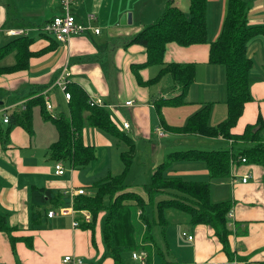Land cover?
<instances>
[{"label": "crops", "instance_id": "1", "mask_svg": "<svg viewBox=\"0 0 264 264\" xmlns=\"http://www.w3.org/2000/svg\"><path fill=\"white\" fill-rule=\"evenodd\" d=\"M167 1L76 0L72 5L76 18L99 27L100 32L77 34L67 42L56 41L41 29L37 30L35 25L25 26L29 31L36 30L32 35L27 33L33 39L28 45L32 54L27 66L25 69L12 70L0 75V86L17 89L25 83V97L9 104L8 114L23 108L27 101L34 99V93H42L46 89H49V93L53 90L59 91L50 86L61 67L67 64L71 79L82 87L88 98L102 97L107 104L103 108L108 110L110 117L122 129L123 122H129V127L124 128L127 131L124 129L123 131L130 139L121 140L86 121L81 130L82 139L85 144L93 145L96 153L93 160L99 158L96 147L103 148L101 156L104 157L102 160L105 166L99 171L90 161L84 166L70 165V173L65 170L59 175L55 173L56 160L49 153L50 146L57 140L59 132L54 120L43 115L40 102L32 107L30 130L19 123H12L10 126L9 122H4L5 110L1 108L0 129L2 131H6L8 127L9 129L5 141L0 132V215L5 216L10 228L6 230L0 227V264H66L63 259L68 254L80 256L86 264H113L114 260L103 235L105 214L101 212L97 221L87 228L81 224L73 225L75 218L81 223V219H78L81 216L79 213L64 215L57 213L49 216L48 211L58 209L62 201L47 198L44 189H54L63 193L69 187L84 186L80 183L81 168H88L85 174L88 177L85 178L94 179V182L109 173H120L124 167L121 155L128 150L130 142L134 145L135 152L128 176L135 168H141V173L148 179L146 183L150 182L153 171L168 152L198 147L212 150L215 149L213 147L226 142L228 149L232 148L235 153L233 143H229L221 136L180 133L169 129L184 125L194 112L208 102L211 103L210 125H216L227 117L226 70L222 64L209 61V51L210 42L216 40L221 32L228 0H207V41L188 45L175 41L168 42L163 61L147 63L146 48L131 40L136 33L162 14ZM171 1L180 6L185 15L187 14L183 9L190 6V0ZM245 1L248 5V25L264 27V0ZM8 9L9 4L6 0H0V43H3L2 39H6L3 44L12 39L6 34L8 29L24 28L17 16L15 20L10 16ZM60 12L61 5L58 0H46V7L44 0H30L23 11L25 19L29 21L43 19V24ZM20 13L19 10L17 14ZM128 13H131V22L127 20L122 22L123 15ZM135 13L139 14L136 23L134 17L132 18ZM90 15H93L92 19L89 18ZM11 52H14L16 60L15 51ZM247 54L252 60L249 74L252 99L245 103L242 114L231 129L233 133H242L247 125L255 124L259 117L264 120V32L250 39ZM15 60L0 67L13 65ZM172 62L193 63L195 78L181 104H165L159 110L154 99L159 96L165 97L161 84L165 82L164 84L168 86L170 79L167 75H170L172 80L171 92L174 85L171 73H162L160 76L159 73L164 63ZM127 100H132V103L126 105L124 102ZM61 102L66 104L69 117V99L60 92L57 93L55 103L60 105ZM35 107L39 110H34ZM61 107L62 105L57 108L60 114L56 113L55 117L64 114ZM54 109L55 106L48 113L53 114ZM4 124H7L6 129ZM160 128L162 134L158 133ZM154 136L158 139L166 138V141L172 140L170 148H163L159 153H155L159 147L152 140ZM115 137L124 145L116 143ZM160 144L164 147L163 143ZM169 167L168 171L166 172V169L164 172L165 176L209 181L212 201H232V215L228 214L227 217L231 234L226 248L212 226L192 224L188 217L187 219L178 217L180 226L192 231V234H188L192 235V238L186 241L177 235L176 246L179 247V252H173V249L168 247L167 254H170L173 260L162 261L167 264H262L264 168L258 164H240V168H234L230 176L212 178L209 176L207 163L202 160L174 161ZM246 173H250V178L244 183L241 176ZM128 176L126 175L125 180ZM234 176L236 180H233ZM127 185L130 187V184ZM36 191H40L41 199L35 201L33 194ZM140 194L146 201L148 200L145 190ZM155 199L162 198L157 199L156 195ZM134 211L135 216V208ZM149 215L154 216V212H149ZM134 221L137 239L141 241L146 223L138 219L137 215ZM153 236L155 237L154 233ZM154 244H151L152 248ZM160 250L156 248V253L163 255ZM159 263L148 261L147 264Z\"/></svg>", "mask_w": 264, "mask_h": 264}, {"label": "trees", "instance_id": "2", "mask_svg": "<svg viewBox=\"0 0 264 264\" xmlns=\"http://www.w3.org/2000/svg\"><path fill=\"white\" fill-rule=\"evenodd\" d=\"M207 0H190L189 17L168 0L162 14L153 22L146 25L136 33L131 42L143 45L147 52V63L162 62L165 47L168 42L175 41L184 45L207 41ZM248 5L245 0H228L227 13L223 21L218 38L210 42L209 61L222 64L226 70L227 81V117L216 125L209 124L211 103L204 104L194 112L182 126L169 129L174 132L188 134H202L210 137H223L226 140L250 141L257 143L244 145L234 153L233 149L220 148L205 150L189 148L168 152L164 160L155 168L149 183L144 184L147 201L136 190L130 189L125 183L131 162L134 157V145L122 152L124 168L118 174H107L92 184L93 193L86 191L74 199L76 209H87L91 212L92 220L86 223L81 216L78 219L84 227H91L97 221L101 212L104 215L103 235L113 264H125L122 253L127 248H151L154 244L153 226L159 225L165 233L170 220L167 216L169 210H178L185 213L192 224H207L212 226L215 234L224 247H228L231 230L228 228V214L232 210V201H212L209 181L185 180L179 176H165L166 168L174 161L202 160L207 163L209 176L212 178H225L230 176V161L244 157V163L258 164L264 168V120L259 117L255 124L246 126L242 133H233L232 127L237 123L243 112L245 103L252 99L250 92L249 74L252 60L247 54V46L253 37L264 32L262 26H249L247 19ZM12 39L0 46V59L11 51H15L16 60L13 65L0 67V75L12 70L25 69L32 52L28 45L33 41L27 34L11 36ZM171 73L174 79L173 90H178L168 97L159 96L154 99L160 110L165 104L178 105L183 102L189 85L195 78V65L193 63H164L160 74ZM159 78V77H158ZM158 78H155L158 79ZM70 98L68 102L69 117L61 114L55 117L48 113L41 93H34V99L27 101L25 107L16 109L9 114V123H19L28 130L31 129L32 107L40 102L43 115L52 118L58 129L59 136L49 149V153L56 161L68 162L71 166H84L96 157L93 145L85 144L81 130L87 121L119 139L129 140V136L110 117L107 109L90 106L88 96L81 86L72 82L69 85ZM259 126L257 130H253ZM9 127L2 133L6 136ZM129 138V139H128ZM47 198H57L64 205L70 201L69 197L54 189H44ZM160 192H167V198L156 200ZM40 191L33 194V199H41ZM148 205H154V216L150 217ZM134 208L141 214V220L146 223V229L141 241L136 236L134 221ZM140 218V217H139ZM0 227L9 230L5 216L0 215ZM147 250V249H146ZM148 251V250H147ZM161 251V250H160ZM148 256L146 262L148 263ZM159 264H167L162 261ZM200 264V263H175ZM264 264V261L262 262Z\"/></svg>", "mask_w": 264, "mask_h": 264}, {"label": "rangeland", "instance_id": "3", "mask_svg": "<svg viewBox=\"0 0 264 264\" xmlns=\"http://www.w3.org/2000/svg\"><path fill=\"white\" fill-rule=\"evenodd\" d=\"M39 1H41V0H39ZM47 1H49V0H47ZM6 2L9 4V9L8 10L10 12V16H12L14 18V20H15V16H17L18 20H20V23H21L20 25L24 26V28H25V26L35 25V26H37V30H40V28H41V26L43 24L42 23L43 19L41 21H29V20L25 19V13H23V11H25V6L28 5L30 0H6ZM188 6H187L186 9H183V10L187 13L186 15L189 17V11H188L189 8H188ZM44 7H46V0H44ZM19 10L21 11V13L17 14ZM138 17H139V14L135 13L134 15H132V18L134 19L135 23L138 20ZM134 21H133V23H134ZM20 25H18V26H20ZM35 32H36L35 29H31L30 31L28 30L29 35H32ZM86 32H88V31H86ZM86 32H84V33H86ZM0 39H1V37H0ZM2 40H3V43H4L6 39H2ZM0 42H1V40H0ZM3 43H0V46ZM14 60H15L14 52H11V53L7 54L3 59L0 60V65L10 64ZM167 77H168V79H170L168 86H166V84H164L165 82H162L161 85H163L162 86V91L164 92L163 95L170 96V95L176 94L178 92V90H173V92L170 91L171 90L170 86L172 85V80H171V76L170 75H167ZM55 91H57L58 94L60 93L58 90H53L52 92H50L51 102L55 106L53 114L54 115L56 113L60 114V110L58 111L57 108L60 107V105H62L61 110L63 111L64 115L67 116L68 115V108H67L66 104L63 103V102H61L60 105L55 103V99L57 97V93ZM22 97H25V83L22 86H20L19 88H17V89H13L11 87L0 86V109L1 108H3V110L7 109L8 107H10L9 104H11L12 102H16L17 99L22 98ZM38 107H35L34 110L35 109L39 110ZM0 116L2 117L1 110H0ZM4 125H5L4 129H6L7 124H4ZM124 130L127 131L126 129H124ZM169 135H171V134H169ZM5 137L6 136H4V141H5ZM152 140L159 147L158 151L155 152V153H159L163 148L169 149L170 148L169 146L173 142L172 140H167L166 141V138L165 139H161V138L158 139V137H156V136L152 137ZM190 141L194 142V140H188V142H190ZM228 142H229V140H228ZM116 143H120V146L124 145V144H122V141L119 140L118 138H116ZM160 143H163L164 147L161 146ZM232 143L234 145L235 155H236V153L238 152L239 148H241L244 145L255 144V143H257V140L256 139L252 140V142L245 141V140H243V141L234 140ZM193 144H195V143H193ZM184 148H186V147H184ZM198 148L202 149L200 147H198ZM204 148H206V147H204ZM213 148H215V149L222 148L223 149V148H228V146H227L226 142H223V145H217L216 147H213ZM96 149H98V151H99V158H97L96 160H92V162H93V165L97 167V170L100 171L105 166V164H104V162L102 160V158H104V157L101 156L103 148L96 147ZM178 150H184V149H178ZM240 164H245L246 165V163H244L243 161H241L240 159H237L235 157V160L233 159V160L230 161L231 170L234 169V168H240ZM90 165H92V164H90ZM64 167H65V170L67 171V173L71 172V167H70V164L68 162H64ZM87 169L88 168H81L80 169L81 170V174H80L81 182L80 183L85 186V189L89 193H93L92 184L94 182V179L85 178V177H88V176H85V174L88 172ZM168 169L166 170V172L168 171ZM130 170H131V167L129 168L128 174H129ZM128 174H127V176H128ZM102 176H100V177H102ZM147 180L148 179H147L146 175H144V173H141V168H135V170H133L132 174L129 175L126 178L125 182H127V184H130V187H129L130 189L132 188L133 190H136V191H138L140 193H144L143 184H146ZM168 196L169 195L167 193L160 192V193L157 194V199H159V198H167ZM147 210L150 213H152V212H154V207L152 205H148L147 206ZM136 215H137L138 219H140V220L142 219L141 218V214L140 215L137 214V210H136ZM136 215L134 216V218H136ZM181 216L185 217L187 219V215L185 213H182V212H180L178 210H169L168 211V217L170 219V224L166 228L167 231H165V233H163L162 232V228L159 225H155L153 227V233L155 234V237H154L155 238L154 248H152V247L150 248V247L146 246V248H144V249H143V247H140L138 249H135V251H137V253H140L142 250L146 251L147 253L149 251L150 254H149L148 260H149V262L151 261V263H152V261L156 262V263H159L163 259L165 261H172L173 257L170 254H167L168 253L167 251H169L168 247L172 248L173 252H179V247L176 246V238L179 236L182 240L188 241V239H190V238H188L187 235L188 234H192V231L189 228L184 229V227L180 226V221H179L178 217H181ZM190 226L194 227L192 224H190ZM184 231L187 232L186 235L183 234ZM156 248H160L161 251L163 252V255L157 254L156 253ZM133 251L134 250H132V248H127V249L124 250L123 259H124L125 263L126 264H143L139 260H135V259L132 258V252ZM144 264H147V263L145 262Z\"/></svg>", "mask_w": 264, "mask_h": 264}, {"label": "built area", "instance_id": "4", "mask_svg": "<svg viewBox=\"0 0 264 264\" xmlns=\"http://www.w3.org/2000/svg\"><path fill=\"white\" fill-rule=\"evenodd\" d=\"M61 5V12L59 14L54 15L49 20H47L42 26L41 31L45 34L50 35L53 37L56 41L61 42H67L69 38H71L73 35L81 34L86 31L88 32H94L99 33L100 29L97 26H94L92 23H85L82 21H79L75 14L72 11V5L76 0H58ZM90 19L93 18V15L89 16ZM28 29L27 28H10L6 31V34L9 36H19L23 34H27ZM73 82L71 79V73L69 72V68L67 64L61 67L58 75L53 80L50 88H56L59 89V91L64 95L65 98L69 99L71 94L69 90V85ZM42 97L44 99L45 107L46 109L51 112L53 110L54 104L51 102V97L49 93V89H46L42 93ZM88 103L90 106H98V107H104L106 106L105 100L100 96H89ZM126 105H129L132 103V100H127L124 102ZM25 106H23L24 108ZM9 108V107H8ZM7 108V109H8ZM5 109L4 115H3V121L8 122L9 121V114L8 110ZM54 115V114H53ZM123 127L128 128L129 122L124 121ZM158 133L162 134L161 128L158 129ZM233 140H229V143H232ZM246 159L243 157L242 161L244 162ZM55 173L56 174H63L65 172L64 163L61 160L55 161ZM250 178V173H246L245 175L241 176V181L246 183ZM233 180H236V176L233 177ZM86 193V189L84 186L80 187H69L63 191V194L68 196L70 201L65 204L61 205L58 209H51L48 211V215L52 216L54 214H73V213H79L81 215L82 221H85L86 223L91 222L92 215L91 212L87 209H76L74 207V199L79 194ZM230 215H232V210L229 212ZM80 222L75 218L73 220V225H79ZM184 235H186V232H183ZM188 238H192L191 235H187ZM148 256V253L144 250H142L140 253H137V251L132 252V258L135 260H139L141 263L146 262V258ZM63 261L66 264H86V262L81 258L80 256L76 255H65Z\"/></svg>", "mask_w": 264, "mask_h": 264}, {"label": "water", "instance_id": "5", "mask_svg": "<svg viewBox=\"0 0 264 264\" xmlns=\"http://www.w3.org/2000/svg\"><path fill=\"white\" fill-rule=\"evenodd\" d=\"M126 20L129 21V22H131V13H128L126 15H123L122 22H125ZM258 128H259V126H255V128L253 130L255 131Z\"/></svg>", "mask_w": 264, "mask_h": 264}]
</instances>
